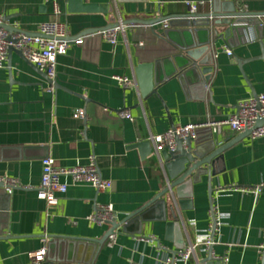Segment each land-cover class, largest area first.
<instances>
[{
  "label": "crops",
  "instance_id": "crops-1",
  "mask_svg": "<svg viewBox=\"0 0 264 264\" xmlns=\"http://www.w3.org/2000/svg\"><path fill=\"white\" fill-rule=\"evenodd\" d=\"M82 1L96 10L70 12L69 2L61 0L63 15L54 18L45 0H0L5 27L30 35L40 24L55 21L67 23L73 39L105 29L113 19L129 23L125 38H119L116 46L99 37L71 45L67 55L58 59L54 92L48 91L44 74L16 53L10 59L11 70L8 63L0 70V183L12 179L21 185L9 194L8 211L0 212L1 264H32L29 254L47 248L54 237L104 241L112 226L90 221L100 207H113L120 224L168 187L160 155L149 141L152 136L174 126L225 119L236 113L239 101L264 93V60L251 61L263 54L261 43L236 45L213 35L210 55L215 70L208 82L198 74L177 72L172 61L159 71L157 81L162 82L156 92L143 97L141 92L122 89L115 77L137 78L139 65L180 53L177 45L161 36L163 23L152 27L137 22L185 15L187 2L200 3L199 13L207 14L213 0ZM230 1L241 11L264 13V0L222 3ZM105 8L111 14L104 13ZM178 34H171L176 42L181 40ZM139 43L144 47L139 48ZM125 110L131 112L133 122L122 119ZM77 111L81 117H75ZM219 140L220 145L233 144L214 168L215 175L211 180L203 177L195 186L192 210L176 207L184 247L211 235L214 209L221 229L212 235L213 257L227 259L224 264H264L259 250L264 244V138L252 140L225 129ZM142 143L146 146L139 148ZM90 156L112 188L99 192L88 185H71L58 206L48 209L37 196L42 160L51 158L57 167L72 168L87 165ZM260 185L258 196L242 191ZM159 215L157 211L149 215L152 221L143 224L141 235L124 233L120 227L114 240L108 238L98 246L91 264H171L178 251L174 214L168 209L165 222L158 220ZM68 219L76 224L70 225ZM208 252L207 247H199L188 264H201ZM90 254L91 249H82L80 261Z\"/></svg>",
  "mask_w": 264,
  "mask_h": 264
},
{
  "label": "water",
  "instance_id": "water-1",
  "mask_svg": "<svg viewBox=\"0 0 264 264\" xmlns=\"http://www.w3.org/2000/svg\"><path fill=\"white\" fill-rule=\"evenodd\" d=\"M69 2L70 12H91L96 8L85 5L82 0H67ZM137 0H116V3H128ZM104 13L111 14L110 9H102ZM168 21V28L164 29L161 35L164 39L171 41L176 48L180 50L172 58L156 61L155 63L142 64L136 69L137 79L141 95L146 97L156 92V87L162 81H157V75L162 70L163 65L167 62H176L178 71H183L186 74H198L201 80L208 82L213 73V59L211 57L212 35L214 39H219L231 43L234 40L237 45L238 42L246 44L248 42H260L262 46V55L254 60H264V13H249L238 9L233 1L222 3V0H213V6L207 14H190L188 12L181 16H171L158 19L153 22L139 21L140 25L154 26ZM129 24V23H125ZM115 27V21L108 26L107 29ZM9 32V43L13 46L8 50V67L11 70L10 59L14 53L23 57V54L15 49L18 40L13 39L16 34L22 33L21 31L14 30L11 27H5ZM219 29H225L223 33H219ZM101 31V30H100ZM177 32L181 34V40L176 42L172 39L171 34ZM178 34V35H179ZM240 40V41H239ZM25 59V58H24ZM241 63V62H240ZM241 66V65H240ZM35 67V66H34ZM168 76V75H167ZM46 78V76L44 75ZM166 78H169L166 77ZM258 95L254 94V97ZM264 125L263 120L257 122L256 128ZM251 131L242 134L249 136ZM219 137L215 135L210 128L199 129L196 132V138H188L187 140L177 139V149L174 153L165 151L160 155V162L166 171L170 187H167L144 209L137 211L130 215L123 221V223H113L112 230L107 234L108 239L113 233L122 227L124 233L141 235L142 226L145 222L152 221L148 217L154 211L159 212V221H166V212L174 214V228L176 238L177 250L184 248V239L181 231V224L178 207L182 211L192 210L194 199V188L202 182V178L207 176L209 180L215 175L216 165L223 161L225 151L232 146L233 142L225 145H220ZM235 142V141H234ZM145 144L138 147L143 148ZM210 192L212 188L210 186ZM211 194V193H210ZM9 193L6 191V186L3 182L0 183V212L8 211ZM132 226L136 227L135 231H130ZM104 241H89L72 239L67 237H54L47 246V261L58 264H91L94 260L95 252L98 246ZM91 249V254L88 259L81 262L82 249ZM59 252H58V251ZM59 258V259H58ZM201 264H224L221 261H215L213 258V249L209 248L208 255L201 261Z\"/></svg>",
  "mask_w": 264,
  "mask_h": 264
},
{
  "label": "built area",
  "instance_id": "built-area-1",
  "mask_svg": "<svg viewBox=\"0 0 264 264\" xmlns=\"http://www.w3.org/2000/svg\"><path fill=\"white\" fill-rule=\"evenodd\" d=\"M61 0H45V2L52 7V16L59 18L63 15L60 7ZM187 8L190 14L199 12L200 3L187 2ZM168 21L163 22L164 29L168 28ZM37 33L30 35L20 33L13 36V39L18 40L14 46L15 49L23 54L26 61L34 65L41 71L49 82L48 91L54 92L56 90L57 82V68L59 57L66 56L71 45H83L86 38L99 37L102 40L110 42L112 45H117L119 38L126 36V24L120 20L115 23V27L107 30H101L85 37H78L73 39L70 27L64 22H47L38 26ZM10 34L5 28V20L0 16V70L6 69L8 63V50L10 46L8 38ZM139 48L144 47V43H139ZM224 51L228 56H233V52L224 47ZM115 80L120 84L119 86L124 90H129L135 93H140L137 78L134 74L125 76H117ZM81 111L75 113V117H81ZM122 119L134 121V117L129 110L120 113ZM259 120L264 121V93L257 97H249L239 101L236 113L229 117L218 121H206L201 124H188L185 126H174L166 133L152 136L149 141L154 145L155 152L161 155L165 151L174 153L177 149V139L187 140L188 138L195 139L196 132L199 129L210 128L218 137L224 135L225 129H229L235 135H242L251 131L249 135L252 140L264 138V125L256 128ZM70 178L71 182L67 183L63 179ZM7 193L11 194L13 190L21 188L17 180L6 179L4 181ZM71 185H88L97 189L99 192H105L112 188L110 181L104 180L96 164L94 156L89 157L87 165H76L70 168L57 167L51 158L42 160V176L39 188H37V196L40 200L45 201L48 209H54L59 204V199L65 195L70 189ZM168 187L170 184L168 183ZM237 189V188H235ZM263 185L243 188L245 193H252L256 196L260 195ZM212 223L209 228V235L206 239L193 243L178 250L174 253L171 264H188L201 246L212 248L215 245L213 234H216L221 229V222L216 216V212L212 209L211 212ZM90 221L99 225H112L117 222V214L111 206H103L92 216ZM70 225H75L76 222L68 219ZM111 240L115 239L114 235L109 237ZM260 253L264 254V244L259 248ZM32 264H43L47 257V248L43 247L39 251L31 252L29 254ZM215 261L226 263L227 259L213 257ZM1 264V262H0Z\"/></svg>",
  "mask_w": 264,
  "mask_h": 264
}]
</instances>
